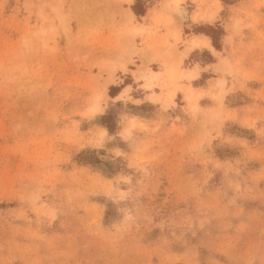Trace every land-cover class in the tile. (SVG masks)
I'll return each instance as SVG.
<instances>
[{"label":"rangeland","instance_id":"rangeland-1","mask_svg":"<svg viewBox=\"0 0 264 264\" xmlns=\"http://www.w3.org/2000/svg\"><path fill=\"white\" fill-rule=\"evenodd\" d=\"M0 264H264V0H0Z\"/></svg>","mask_w":264,"mask_h":264},{"label":"crops","instance_id":"crops-1","mask_svg":"<svg viewBox=\"0 0 264 264\" xmlns=\"http://www.w3.org/2000/svg\"><path fill=\"white\" fill-rule=\"evenodd\" d=\"M189 19L187 21V25H189L190 28L200 25L201 23L204 22L201 20H192L191 18ZM185 40L187 41L183 45H181L179 49L184 50L187 47L189 48L185 58L191 59V63L189 64L190 66L187 67V71L195 69L196 74L191 78H189L188 80L183 79V83L184 84L190 83L191 86L195 88L204 86L206 80H209L210 78L214 77L211 75V73H214L212 69L213 66L218 62L216 58L217 57L216 54H214V52L211 49H214L215 52H217L218 49H216L213 46L211 37L203 32H189L187 33ZM204 41H206V43ZM202 52L209 53L212 56V59L203 60L201 59V57H197V56L193 57L194 55ZM148 66L153 73H159L158 80L162 81L161 79H163V81H166V79L168 78L167 67H169L170 65H161L158 70L152 69L153 62H150ZM143 83H144L143 79L133 78L132 83L129 84L131 89L137 91V97L131 95L133 99L139 100V102L136 103L137 106H141L142 104H147V105L153 104L154 101L150 99L149 96L151 95V93L154 94L159 93L157 86H153L151 88H144ZM129 93H131V90L129 91ZM177 93L178 91H175L173 100L177 97Z\"/></svg>","mask_w":264,"mask_h":264},{"label":"bare ground","instance_id":"bare-ground-1","mask_svg":"<svg viewBox=\"0 0 264 264\" xmlns=\"http://www.w3.org/2000/svg\"><path fill=\"white\" fill-rule=\"evenodd\" d=\"M175 1V3H176V5H177V3L180 1V0H174ZM180 14H181V16L182 17H184L185 16V10H180ZM134 31V30H133ZM205 43H206V41H204ZM204 43V44H205ZM194 44H196V43H194ZM188 47L182 52V54L180 55L181 57L182 56H184V55H186V53H187V51H188ZM181 57H179L180 59H181ZM194 73H195V71H194V69L193 70H189V71H187V76L188 77H191V76H193L194 75Z\"/></svg>","mask_w":264,"mask_h":264}]
</instances>
